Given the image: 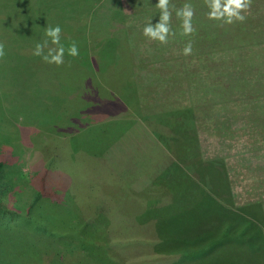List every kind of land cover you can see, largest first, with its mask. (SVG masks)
<instances>
[{
  "label": "rangeland",
  "instance_id": "374dc122",
  "mask_svg": "<svg viewBox=\"0 0 264 264\" xmlns=\"http://www.w3.org/2000/svg\"><path fill=\"white\" fill-rule=\"evenodd\" d=\"M98 3L84 31L90 38L78 41L92 62L87 93L94 103L79 110L83 125L70 98L50 108L45 88L55 91L47 84L53 78L46 92L36 90L28 66H20L18 53L27 48L17 38L36 35L46 0H0V250L10 253L0 264H108L99 254L118 262L110 264H263L264 0H251L246 20L233 24L209 19L204 0H170L166 44L143 35L158 22L157 0ZM185 3L194 8L190 35L176 14ZM113 10L122 51L104 21ZM76 89L66 83L61 95ZM105 97L111 102L95 101ZM170 111L188 115L184 122L197 132L199 170L191 138L175 156V133L155 120ZM205 161L217 167L212 178ZM246 220L261 232L253 250L259 255L247 245L253 235L234 230ZM211 222L217 237L204 241ZM77 233H87L86 250L76 246Z\"/></svg>",
  "mask_w": 264,
  "mask_h": 264
},
{
  "label": "trees",
  "instance_id": "16d2710c",
  "mask_svg": "<svg viewBox=\"0 0 264 264\" xmlns=\"http://www.w3.org/2000/svg\"><path fill=\"white\" fill-rule=\"evenodd\" d=\"M98 1L99 0H62V1L58 2L56 0H46V7L43 9V12L40 11L41 15L43 13L44 16L41 19L39 26L32 27V29L34 30L36 35H33L32 37L29 36V38H24V39L19 38V37L17 38L18 41H21L22 44H24L25 49L27 48V51H21L18 53L21 56L22 60L24 61L21 63L20 66H28V68L25 69V72L30 73V75H31L30 78L34 82L36 90L41 89L44 92H46L45 89L48 90L49 94L45 95L47 101H49V102L51 101L52 103L53 102L55 103L54 105L50 106L51 109H59V108H57V104L60 105V103L56 102L59 100L63 101V100L70 98L71 100L75 101L76 104L78 103L77 111H76V113L73 111L72 116H76L79 119L80 124H83V125H85V123H82L81 119L84 115H80L79 110L81 108L87 109L91 106V104L94 103V101L90 102V100H89L90 95L87 93L88 88L90 86L89 82L91 80L90 73L92 71H90V69L92 68V62L90 61V59H88L90 52H88L87 55L84 52V50L87 49L86 43H85V47H83L82 45L78 44V41L83 40V42H85L84 40H87L88 38H90L88 36V34H86V32H84V31H86V30L88 31V27H90L89 24L91 23V21L94 18V17H92L93 13L95 12V10L97 12L98 9L100 8V4L98 3ZM93 3L96 6L95 8H93L94 7ZM113 13H114V10L110 11L111 16L108 13L107 14L108 17L106 15L107 18L104 21H106L109 24L108 28H110L112 30V33L110 35L113 36V40H115V41L117 40L116 41L117 45L114 49L122 51L125 49L122 48V35L120 33L121 26L118 24L117 25H111V23H113V22H111L110 19L113 18V15H112ZM101 20H103V19L100 18V22L99 23L97 22V23L101 24V22H102ZM37 23L38 22H36L35 24L37 25ZM82 23H84V24H82ZM78 24H82V26L81 25L78 26ZM49 25H51V26L59 25L62 29L61 43L65 47V56H64V63L60 66H56L54 64H48V63L44 62L40 57L34 56L32 54L33 50L35 48V45L38 42H41L42 40L45 39V36L42 34V32L44 33L45 28ZM70 26H71V30L64 32ZM19 29L17 31H19ZM116 29H119V30H116ZM108 35H109V33L103 34L100 37V41L97 42V44L95 45L96 47H98V50L100 49V47H102L101 43H103L104 40L109 42V40H106L108 37H110V35L109 36ZM96 40H98V38ZM72 42H75L78 45L79 55L76 57H71L67 54V48L70 46V44ZM27 44H28V47H27ZM114 52H115V50H114ZM117 54L118 53H115V55H117ZM127 59L129 62H131V58H126V54L122 53V60H124V62L126 63ZM118 60H119V58H115L113 62L116 63V62H118ZM89 64H91V65H89ZM122 64L125 66L124 63H122ZM126 65H127V63H126ZM128 66L131 70L133 69L131 67L132 66L131 63L129 65H127V67ZM27 70H29V71H27ZM42 74H43V82L40 81V77H39V75H42ZM33 78L35 80H33ZM50 78H53L55 81L52 80L51 83H48L47 81H51V80H49ZM65 81H67V82H65ZM46 82L50 86H53V82H54L56 92L53 89H51V87L49 89H51L52 91L49 90L48 88H45L44 85H46ZM66 83L67 84L73 83V85L77 86V89L72 93V95H70V93L67 92L69 94V96H67V95L63 96L64 97L63 98L61 95V89L63 88V86ZM56 93L59 95H57ZM71 96H73V97H71ZM47 97H49L50 100ZM95 101L100 102V104H102V103L107 104V103L111 102V100H106V97L105 98H99L98 100H95ZM191 111L192 110L190 108H188V109L180 112V114H183V113L187 114V112L189 113ZM167 113H171V115H168ZM178 114L179 113L176 114V113H174V111L173 112L170 111V112L160 114V116L162 118L158 117L159 119H157V117H155V116H157L156 114H154L153 118L155 117L156 122L160 123L164 128L170 130L171 133H173V134L175 133V138H174V135L171 134V136H173V140H171V141L169 140L170 141L169 144H171V147L173 150L172 152L175 154V156H178V154H179L178 147H179V144H181L182 140H184V138L185 139L191 138L192 144L196 147L195 153L193 154V156L195 155V157L190 159L192 162V166L193 167L197 166V168L199 165L203 166L204 160L195 159V158H197L198 152H199V150H198L199 149V147H198L199 143H198V138L196 136L197 132L195 131V129L190 128L184 122V120L186 118H188V117H186L188 115H178ZM84 120H86V119L84 118ZM86 123H87V121H86ZM179 127L183 128V129H188L187 133L186 132H184L183 134L180 133L177 130V128H179ZM160 135L162 136V138H165V140H168V138L164 134H162V132L158 133V136H160ZM193 159H195V160H193ZM175 162L181 163L182 161L181 160L180 161L175 160ZM205 162L208 163V165H209L206 167L208 169H210L209 172H210V174H212V176H211V178H212L214 176V170H217L216 169L217 167H215L214 163L211 161H205ZM3 165H4L3 162L0 161V172L3 168ZM198 170H199V168H198ZM216 173L219 174L218 172H216ZM222 175H223V178H224L225 182L227 183V187H228L229 185H228V179H227L226 173L222 172ZM191 177H193V176H191ZM209 181H211V179H209ZM209 181H207V182H209ZM209 188L214 193L215 197L217 196L218 199L220 198V201L222 203L224 201L228 202V200H229L228 197H221V195L219 193H216L213 190V188H211V187H209ZM214 221L215 220H213V222ZM213 224L214 223L211 222L207 228V233L209 234V238H207L205 236V233H204V236H203L204 241H206V239L212 240L215 237H217L214 235V233H215L214 229L216 228L217 225L215 226ZM234 230H235L237 236H239V237L246 236L247 234L253 235L250 239H248L247 245L252 246L251 252L253 254L255 253V254L259 255V251L253 252V250L255 249L254 246H256V244H258V241H259L258 237L260 236V233H261V232L259 233L258 228H256V225L255 224L252 225L249 221L246 220L243 224H241V226L239 225ZM89 234L90 233H88V235ZM215 234H218V232ZM223 235L233 236L234 233L232 230L230 231V229L224 228ZM86 236H87V233H85V236L84 235L81 236V234L77 233V235H76V242H77L76 246L79 247V249L83 248L84 250H86L88 248V246H90L88 242L83 240V238H85ZM165 239L166 238L164 237L163 241H165ZM185 240H187V239H185ZM193 242L194 241H192V243ZM166 243L172 244L171 241L166 242ZM234 245H236V243ZM238 245L242 246L241 250H243L244 246H247L245 243H244V245L243 244H238ZM0 251H1L0 257L10 256V253H8L7 249L2 248ZM105 252H106L105 254H107L106 249H105ZM252 253H250V254H252ZM3 258H5V257H3ZM108 258H109V261L107 260ZM108 258L104 259V257H102V255L99 254L97 261H99V262L101 261L102 263H108V264L118 263V262L113 261L112 260L113 258H111L109 256H108ZM250 258H251V256H249L248 259L250 260ZM260 258H261V256H260ZM5 259H7V258H5ZM51 260H52V258H51ZM68 260H70V259H68ZM42 262L46 263L43 258L41 260V263ZM47 263H48V261H47ZM173 264H179V262L177 261Z\"/></svg>",
  "mask_w": 264,
  "mask_h": 264
},
{
  "label": "clouds",
  "instance_id": "9594fccd",
  "mask_svg": "<svg viewBox=\"0 0 264 264\" xmlns=\"http://www.w3.org/2000/svg\"><path fill=\"white\" fill-rule=\"evenodd\" d=\"M170 0H157L156 7L160 10L158 22L149 23L143 29V35L151 40L159 41L161 44L168 42L170 34L171 11L169 10ZM209 11L207 16L211 20L222 21L225 24L234 22H244L246 16L243 15L251 6V0H204ZM177 16L182 20L183 35L192 34L195 29L192 26L194 8L191 4L185 3L177 10ZM62 29L59 25L47 26L44 30L45 39L38 42L33 50V55L40 57L48 64L60 66L64 63L65 47L61 43ZM192 53V44L189 42L183 49L184 55ZM67 54L71 57L79 55V49L75 42L67 48ZM6 55L5 45L0 42V58Z\"/></svg>",
  "mask_w": 264,
  "mask_h": 264
}]
</instances>
